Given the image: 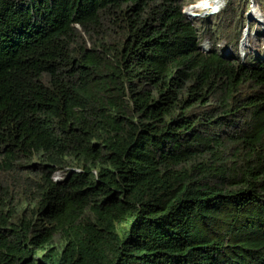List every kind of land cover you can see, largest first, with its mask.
I'll return each instance as SVG.
<instances>
[{"label":"trees","instance_id":"trees-1","mask_svg":"<svg viewBox=\"0 0 264 264\" xmlns=\"http://www.w3.org/2000/svg\"><path fill=\"white\" fill-rule=\"evenodd\" d=\"M195 1L0 0V264H264L250 0Z\"/></svg>","mask_w":264,"mask_h":264},{"label":"rangeland","instance_id":"rangeland-1","mask_svg":"<svg viewBox=\"0 0 264 264\" xmlns=\"http://www.w3.org/2000/svg\"><path fill=\"white\" fill-rule=\"evenodd\" d=\"M228 1H230V0H197L196 3L200 4V6H201V5L209 2L210 4H212V6L210 7L211 11H214V10L220 11L226 7L227 3H229ZM253 2H256V4L258 6H255V4H253ZM252 7H259V10L261 11V15L264 16V8L262 7L261 0H250V8L248 9V11L245 12V14H246V17H248V21L255 23V26H254V28H251L249 23H247L245 26V32H244V34L240 40L241 41L240 44H239V46L236 45V47L238 48V52L240 53V55H242V58H245L248 53L255 54V55L260 56V57H264V23L260 20V16H258L257 14H253V16L250 14ZM207 9H208V7L205 6L204 9L202 10L203 12H201V14L203 13V15H204L205 13H207L206 12ZM194 10L195 11L198 10V12H199V9H194ZM204 10H206V11H204ZM191 11L193 12V10L190 8L189 12H191ZM219 11H217V12H219ZM225 11H226V9L223 10L218 17H214L213 19L209 18V22L206 21L208 23V31H209L210 26H212V29H211L210 42H208L207 45L204 43L203 44L204 46L208 47V45L211 46L214 43L213 38L215 36L216 31L221 30L223 28V24H222L223 20L222 19L224 18ZM205 17L203 18V16H201L199 19H195L197 26H201L204 24L205 20H203V19H205ZM246 33L248 35V40H247L248 46L246 49H244L243 40H244V37L246 36ZM209 36L210 35L206 36L205 38H209ZM204 40L205 39H203L202 42ZM219 41L220 42L218 43V45L221 46L222 48L225 47V45H226L225 39L224 40L220 39ZM231 47L232 46L229 47L227 45V48H226L227 54L232 55L234 52H236V48L234 47L232 49ZM228 48H229V50H228ZM59 176H60V173H58V172L55 173V175H54L55 178H59Z\"/></svg>","mask_w":264,"mask_h":264},{"label":"bare ground","instance_id":"bare-ground-1","mask_svg":"<svg viewBox=\"0 0 264 264\" xmlns=\"http://www.w3.org/2000/svg\"><path fill=\"white\" fill-rule=\"evenodd\" d=\"M253 4H255V6H258L257 4H256V2H253ZM205 6H207L208 7V9H207V11L206 10H204V11H206L207 13H205L204 15H203V13L201 14L200 12H198V10H194V9H199L200 11H202L203 9H204V7ZM212 6V4H210L209 2H207V3H205V4H203V5H201L200 6V4H198V3H195V4H192V5H187V7L185 8V12L187 13V14H189L191 17H193V18H200L201 16H203V17H205L206 15L207 16H209V15H213V14H215L217 11H219V10H214V11H211L210 10V7ZM192 9L193 10V12L191 11V12H189V9ZM262 10V9H261ZM203 12V11H202ZM218 13V12H217ZM250 14L253 16V14H257L258 16H260V20L264 23V16L263 15H261V11L259 10V7H252V9H251V12H250ZM251 16V17H252ZM258 19V18H257ZM210 37L209 38H205V40L203 41V43H202V46L203 47H205L203 44L205 43L206 45L208 44V42H210ZM247 40H248V35H247V33H246V36L244 37V40H243V47H244V49H246L247 48V46H248V44H247Z\"/></svg>","mask_w":264,"mask_h":264},{"label":"clouds","instance_id":"clouds-1","mask_svg":"<svg viewBox=\"0 0 264 264\" xmlns=\"http://www.w3.org/2000/svg\"><path fill=\"white\" fill-rule=\"evenodd\" d=\"M196 2H197V0H196L194 3L187 4V5H192V4H195ZM187 5H185L184 8H183V11H184V12H185V8L187 7ZM199 12L201 13L202 11L199 10ZM185 13H186V12H185ZM186 14H187V13H186ZM187 15H189V14H187ZM189 16H190V15H189ZM190 17H191V16H190ZM205 18H206V17H205ZM207 31H208V30H207ZM205 36H208V32H206V35H205ZM205 36H204V37H205ZM203 39H205V38H203ZM203 39H202V40H203ZM202 40H201V42H200V44H199L200 48H201V49L203 48L202 50H204V51L209 50L213 44H212L211 46L208 45V47H207V46L203 47V46H202V43H203ZM228 50H229V48H228ZM225 53H227L226 49H225ZM72 170H74V169H72ZM57 172L60 173V176H59V178H55V177H54L55 180H58V181H59V180H62V179L65 178V171L58 170V171H56L55 173H57ZM54 175H55V174H54Z\"/></svg>","mask_w":264,"mask_h":264}]
</instances>
